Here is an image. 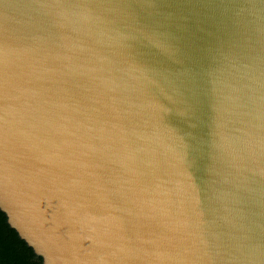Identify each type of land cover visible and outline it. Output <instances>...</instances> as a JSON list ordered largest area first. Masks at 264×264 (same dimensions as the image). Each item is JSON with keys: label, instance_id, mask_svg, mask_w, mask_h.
I'll return each mask as SVG.
<instances>
[{"label": "water", "instance_id": "1", "mask_svg": "<svg viewBox=\"0 0 264 264\" xmlns=\"http://www.w3.org/2000/svg\"><path fill=\"white\" fill-rule=\"evenodd\" d=\"M0 211L42 264H264V0H0Z\"/></svg>", "mask_w": 264, "mask_h": 264}, {"label": "trees", "instance_id": "2", "mask_svg": "<svg viewBox=\"0 0 264 264\" xmlns=\"http://www.w3.org/2000/svg\"><path fill=\"white\" fill-rule=\"evenodd\" d=\"M28 255L37 258L26 242L8 225L6 216L0 211V264H28ZM37 259L42 264L41 259Z\"/></svg>", "mask_w": 264, "mask_h": 264}]
</instances>
